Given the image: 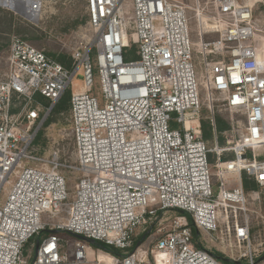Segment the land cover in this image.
Here are the masks:
<instances>
[{"label": "built area", "instance_id": "built-area-1", "mask_svg": "<svg viewBox=\"0 0 264 264\" xmlns=\"http://www.w3.org/2000/svg\"><path fill=\"white\" fill-rule=\"evenodd\" d=\"M192 1L195 40L180 0H86L92 36L69 68L11 38L0 79V264H142L149 256L134 246L137 232L161 227L169 213L177 215L156 230L153 264H264L242 216L241 182L245 174L264 191V15L261 24L255 19L264 0ZM19 3L29 8L33 0ZM78 72L81 90L72 83ZM69 89L73 165L41 158L36 145ZM203 107L212 150L200 128ZM217 109L243 117L241 136L222 148ZM211 166L220 178L216 196ZM63 169L80 174L73 190ZM228 176L238 185L225 187ZM198 235L222 244L232 260L217 258Z\"/></svg>", "mask_w": 264, "mask_h": 264}, {"label": "rangeland", "instance_id": "rangeland-1", "mask_svg": "<svg viewBox=\"0 0 264 264\" xmlns=\"http://www.w3.org/2000/svg\"><path fill=\"white\" fill-rule=\"evenodd\" d=\"M185 5L187 14L191 19L192 38L196 39L195 32V13L196 5L192 0H180ZM241 3L242 0H237ZM207 0H200V7L206 6ZM264 15V5H259L255 11V19L259 24L262 23ZM92 36L87 20L86 0H34L33 16L30 20L18 14L0 9V79L6 74V56L10 40L13 37H19L35 49L42 51L52 59L60 55L70 57L77 52L80 44H88ZM216 37L210 36L209 39ZM134 48L128 50L130 56H133ZM53 56V57H52ZM94 56L91 53L90 58ZM198 61V58H196ZM193 58V68L197 75H201V69ZM94 68V67H93ZM76 90L83 89L82 74L78 72L72 80ZM71 93V90H68ZM92 95L96 96L100 101V90L96 68H94V85ZM206 108L203 107L204 115ZM217 116L232 125L231 133L223 135L229 140L237 139L243 132V117L241 115L230 114L223 109H217ZM38 146L41 147V158L51 161L57 158L58 162L65 165L74 164L73 155V138L71 128L68 123L67 114L63 113L55 118V121L44 125L41 129V137L38 140ZM210 150L213 148V141L207 143ZM229 157L230 154L225 155ZM215 157V156H214ZM216 158V157H215ZM34 163L24 162V166L33 167ZM61 174L68 179V188L73 190V186L80 178V174L72 172L68 169L61 170ZM211 174L215 186L214 196L218 195L220 178L215 167L211 166ZM225 187L231 188L237 186L239 178L237 176L224 177ZM6 199L5 193L0 195V205ZM177 214L169 213L161 221V227L156 224L148 227L145 231H138L135 236V247L142 252L148 254V259L142 264H153L150 253L154 248L155 239L157 237L156 230L158 228H168V223ZM242 216H247L250 228L251 248L256 252L257 261L264 263V191L258 189L247 193L246 211ZM170 218V219H169ZM168 219V220H167ZM160 220V219H158ZM160 223V222H159ZM189 224V223H188ZM202 239V245L217 258L232 260L228 250L219 242H210L204 235H198ZM197 238V233H196ZM195 238V239H196ZM69 239V238H67ZM205 239V241H204ZM70 240V239H69ZM30 250L27 246L26 252ZM90 251L93 253H101L93 245H90ZM26 253V254H27ZM28 255V254H27ZM246 264L245 260L242 262Z\"/></svg>", "mask_w": 264, "mask_h": 264}, {"label": "trees", "instance_id": "trees-1", "mask_svg": "<svg viewBox=\"0 0 264 264\" xmlns=\"http://www.w3.org/2000/svg\"><path fill=\"white\" fill-rule=\"evenodd\" d=\"M87 20H88V18H87ZM53 60L56 61L57 63L61 64L62 66L66 67V68H69L72 64V59L70 57H67L64 55H60ZM37 100L42 102V104L45 107H47V108L49 107V102L47 100L42 99L40 97L39 98L37 97ZM69 100H70V92L67 91L63 95V97L51 109L50 114L46 120L47 125L54 122L55 118L60 114L66 113L67 117H68ZM200 128H201L203 140L206 143H211V141L213 139V130H212V126L210 124L209 119H207V112H205V114L204 115L202 114V116H201ZM229 132H230V126L228 125V123L216 115L215 116V133L217 136V142H218L219 147L222 148L226 145V142L229 139H226V137L224 138L223 135H226ZM38 139H40V137H38ZM38 139L36 141L37 144L35 143L36 145H39ZM214 156H215L214 154H209L208 158H209V163L211 165L215 163V157ZM229 157L224 156V157H222V160L226 161ZM241 182H242V187L246 193L258 190V187L255 184V182L251 178L247 177L245 174L242 175ZM187 220H188L189 225L191 226L192 221H191L189 216H187ZM193 236H194V238L196 237V231L195 230H193ZM97 246L98 245H96L94 247L97 248Z\"/></svg>", "mask_w": 264, "mask_h": 264}, {"label": "bare ground", "instance_id": "bare-ground-1", "mask_svg": "<svg viewBox=\"0 0 264 264\" xmlns=\"http://www.w3.org/2000/svg\"><path fill=\"white\" fill-rule=\"evenodd\" d=\"M12 1V2H11ZM34 2V0H33ZM0 4L4 5V6H7V7H11L12 5L16 8V10L20 13H22L27 19H31L32 16H33V3H29V8H25L22 9L20 7V3H19V0H4V1H1Z\"/></svg>", "mask_w": 264, "mask_h": 264}, {"label": "water", "instance_id": "water-1", "mask_svg": "<svg viewBox=\"0 0 264 264\" xmlns=\"http://www.w3.org/2000/svg\"><path fill=\"white\" fill-rule=\"evenodd\" d=\"M16 14L22 16V17H25L22 13L18 12L17 10L14 11ZM26 18V17H25ZM27 19V18H26ZM29 20V19H28ZM78 239L84 241V242H87L89 245H93V246H96L95 242L91 241V240H87L83 237H77ZM223 260L225 263H227L229 260H226V259H221Z\"/></svg>", "mask_w": 264, "mask_h": 264}]
</instances>
